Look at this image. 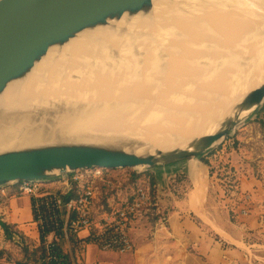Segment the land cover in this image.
Returning a JSON list of instances; mask_svg holds the SVG:
<instances>
[{"label":"bare ground","instance_id":"obj_1","mask_svg":"<svg viewBox=\"0 0 264 264\" xmlns=\"http://www.w3.org/2000/svg\"><path fill=\"white\" fill-rule=\"evenodd\" d=\"M262 27L264 0H155L146 16L87 30L0 94V153L78 140L144 144L137 154L185 148L218 131L231 107L264 85ZM232 52L245 64L228 79L230 98L217 73ZM190 173L197 185L204 182L197 165ZM195 196L200 206L206 195ZM198 217L237 243L208 213L199 209Z\"/></svg>","mask_w":264,"mask_h":264},{"label":"crops","instance_id":"obj_2","mask_svg":"<svg viewBox=\"0 0 264 264\" xmlns=\"http://www.w3.org/2000/svg\"><path fill=\"white\" fill-rule=\"evenodd\" d=\"M254 139L263 144L259 133L248 134L245 131L239 139V152L231 153L229 159L227 157V169L234 173L237 180V195L225 197L220 205L219 218L208 210L210 165L203 163L206 175L199 186L189 175L190 164L187 161L153 171L154 186H151L157 194V206L133 221L130 234L135 250L132 253L103 251L89 242L85 231L67 236L63 232L50 233L46 243L57 246L68 255L70 264H264V258L256 254L259 250L264 251V153L257 156L258 163L250 161V156H255L249 148L250 141ZM115 173V170H109L114 178ZM58 179L56 176L44 181L42 193L65 195L67 185ZM184 184L187 185V192L185 198H181L176 192ZM135 185L125 193L122 188L118 189L119 194L127 195ZM193 191L202 198L206 195L199 209L208 213L236 244L213 229L208 230L201 223L189 205ZM246 193L250 199L242 203V195ZM117 198L114 194L104 199L98 197L97 208L118 206ZM242 209H247V214H243ZM64 218L66 220L67 216ZM33 220V198L22 194L15 183L0 187V258L10 254L17 261H20L18 257L26 259L25 249L30 255L41 248L46 252V243L43 246L41 234ZM17 234L21 235L23 243L12 240ZM78 242L84 244L81 255Z\"/></svg>","mask_w":264,"mask_h":264},{"label":"water","instance_id":"obj_3","mask_svg":"<svg viewBox=\"0 0 264 264\" xmlns=\"http://www.w3.org/2000/svg\"><path fill=\"white\" fill-rule=\"evenodd\" d=\"M154 1L0 0V94L9 84L24 78L51 49L61 48L87 30L106 28L125 16H146L151 13ZM204 5L203 10H236L226 4ZM263 104L264 85L233 105L230 109L233 115L224 119L218 131L191 141L185 148L170 151L137 154L138 146L129 148L135 143L117 147L64 141L8 150L0 153V187L20 181L47 180L77 170L161 169L200 159L232 135ZM245 112L248 114L243 117Z\"/></svg>","mask_w":264,"mask_h":264},{"label":"built area","instance_id":"obj_4","mask_svg":"<svg viewBox=\"0 0 264 264\" xmlns=\"http://www.w3.org/2000/svg\"><path fill=\"white\" fill-rule=\"evenodd\" d=\"M232 146V143H226L222 147L221 153L224 154L225 150ZM58 178L67 185L68 189L66 194L64 193L65 195L42 193L46 180L15 183L22 194L33 198V222L38 227L44 243L50 233L63 232L67 236L73 233L78 235L85 231L88 233L89 242L96 244L103 251L126 254L135 250L130 234L132 223L138 217L149 212L152 207L157 206V194L150 184L138 183L132 192L121 196L119 194L121 187L117 184L116 178L112 177L109 170L106 169L77 170L61 174ZM228 183L230 184V195L236 197L237 180ZM101 186H105L110 192L116 191L120 205L97 208ZM64 196H69V198L66 199ZM249 199L250 196L247 193L243 194L241 202H248ZM242 212L247 214L248 210L242 209ZM65 216H67L66 220H64ZM163 220L165 221L166 218ZM0 234H2L1 230ZM14 236L12 240L23 243L21 235ZM82 244L78 242V248L81 249L80 255L84 248V244ZM45 246L46 254L37 264H49L57 260V256L51 252L54 245L46 243ZM0 264L21 263L4 255L0 258Z\"/></svg>","mask_w":264,"mask_h":264},{"label":"rangeland","instance_id":"obj_5","mask_svg":"<svg viewBox=\"0 0 264 264\" xmlns=\"http://www.w3.org/2000/svg\"><path fill=\"white\" fill-rule=\"evenodd\" d=\"M262 29L264 30V27H262ZM260 41H262L264 43V35H263V38L261 37ZM250 45V43H248ZM244 44H242V47H243ZM252 45H253V42H252ZM237 53H230L228 55V59H226V67L223 69V70H220L218 73H217V76L218 77H221V79H224L225 80V91H224V94L227 96H229L231 98V96L234 94V92L230 89L228 86L230 85H227V84H231L228 79L230 80L231 78L233 79L234 76L239 72H243L244 71V65L245 62L242 64V62L240 63L239 60H240V57L238 56V54L236 55ZM239 58V59H238ZM247 60V59H246ZM244 60V61H246ZM230 61H233V62H230ZM238 62V63H237ZM240 64V65H238ZM236 65H237V69L236 68ZM241 65H243L241 67ZM235 68H233V67ZM228 67V68H227ZM232 68V70L230 69ZM227 69V70H226ZM238 70H241L238 71ZM236 71V73L234 72ZM216 75V74H215ZM233 75V77H232ZM231 77V78H230ZM227 81L229 83H227ZM228 89V90H227ZM218 92V90H214V93ZM226 92V93H225ZM230 92V94H228ZM219 93V92H218ZM218 93H216L218 95ZM222 96V95H221ZM264 106V104H263ZM46 108V107H44ZM44 108L42 109L40 107V111L42 112L43 114V117H44V113L42 110H44ZM258 113L256 114H253L250 118H248L243 124H241L236 130L235 132L232 133V135H230L227 139L223 140L221 143L215 145L214 148L211 149L212 153L208 154V156L206 155L205 156V160L208 161L209 163L207 165H210V169H209V172L211 173V177H209V180H208V185H209V193H208V210L210 212H212L213 215L217 216L216 218H219L218 216H220L221 214V210H222V202L223 200H225V197L230 195L229 193V186L230 184L228 183L229 181H233L235 180V176H234V173L233 172H230L227 168H229V164H227V161L229 159V155H231V153H234V152H239V148H240V144H241V140L240 137L241 135L245 132V131H248V134H251V133H259L260 134V141L263 143V144H260V142L256 141L255 139L250 141V144H249V148L252 150L251 152L254 153V157L252 158V156H250V161L252 163L256 162L258 163L259 159L257 158V156L259 154H263L264 153V119H263V115H257ZM60 116V115H58ZM263 119V121L261 120ZM57 140H60V139H57ZM81 143L82 141H77L76 143ZM85 142V141H84ZM110 142V143H109ZM118 141V142H112V141H101L99 142L100 144H103V145H119L117 147H123V146H130L132 145L131 141ZM56 143V142H55ZM58 143V142H57ZM226 143H232L233 146L232 147H228L226 150H225V153L222 154L221 153V150H222V147H224V145ZM53 144V143H52ZM136 145L131 146L129 148H136L138 145L137 148L141 149L144 147V144H138L135 143ZM121 145V146H120ZM142 145V146H141ZM228 157V159H227ZM201 160V159H200ZM199 159H194V160H190L189 164V168H188V172H189V175L192 179V175L190 173V169H191V165L192 164H195L198 166L199 169H201L202 171L205 172V167H204V162L201 160L200 161ZM193 161V162H191ZM162 169V168H161ZM156 169H149V168H139V169H119V170H115L116 173L114 174L116 176V181H117V184L119 185V187H121L123 190H124V193L129 191L130 190V187L131 186H134L135 184L137 183H146V184H152V177H153V171H155ZM107 173V171H106ZM111 173V172H110ZM229 173V175H228ZM228 178V179H227ZM185 187H187L186 184H184V186L182 188L179 189V192H176L177 195H179L181 198H185L186 196V189ZM114 194V196L116 195V191L114 192H110L109 189H107L105 186H101L100 187V192H99V197H101V199H104L106 197H111V195ZM195 196V191H193L191 194H190V197H189V205L190 207L195 211V213L197 214L198 216V210H199V203L198 201L196 200V196ZM106 201V200H104ZM116 203L119 202L120 200H118V198L115 200ZM200 219V218H199ZM202 221V220H201ZM199 221V222H201ZM215 222V220H214ZM203 225H205V227H207V229L209 230L210 227L208 225H206L203 221L201 222ZM216 223V222H215ZM217 224V223H216ZM218 225V224H217ZM219 226V225H218ZM212 229V228H211ZM221 229V228H220ZM222 230V229H221ZM223 231V230H222ZM225 232V231H224ZM225 237V236H223ZM226 238V237H225ZM228 241H231L229 240V238L227 237L226 238ZM264 251L262 250H259L257 254V256L259 258H264ZM19 255V253H18ZM4 256V255H3ZM5 257H8L9 259L13 258L14 257L10 254H6ZM20 259V261H18L19 263L23 264V262L25 261V259H22L20 257H18ZM34 257H32V259H30V262H34ZM17 261V260H16Z\"/></svg>","mask_w":264,"mask_h":264},{"label":"trees","instance_id":"obj_6","mask_svg":"<svg viewBox=\"0 0 264 264\" xmlns=\"http://www.w3.org/2000/svg\"><path fill=\"white\" fill-rule=\"evenodd\" d=\"M257 113H258L257 115H260V116L263 115V118H264V106H262ZM261 120L263 121V119H261ZM208 154H210V153H208ZM208 154H206V155L208 156ZM206 155L202 156L200 159L205 164H208L209 162L204 159ZM152 185L154 186L153 177H152ZM42 242H43V246H44V239L43 238H42ZM51 252H52L53 255L57 256V260L56 261H52L49 264H70V259H69L68 255L64 254L60 250V248H58L57 246H54L51 249ZM24 253H25L26 259L23 262V264H37L39 262V260L41 259V257L45 256V254H46L45 251L43 250V248L34 251L31 255L29 254L27 249H25ZM32 257H34L35 259H34V262L31 263L30 259H32Z\"/></svg>","mask_w":264,"mask_h":264}]
</instances>
